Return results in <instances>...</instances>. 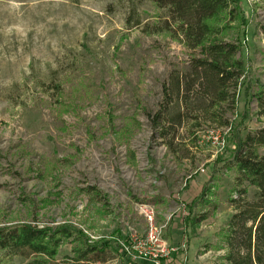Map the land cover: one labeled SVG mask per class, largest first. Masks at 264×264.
Here are the masks:
<instances>
[{"label":"rangeland","instance_id":"obj_1","mask_svg":"<svg viewBox=\"0 0 264 264\" xmlns=\"http://www.w3.org/2000/svg\"><path fill=\"white\" fill-rule=\"evenodd\" d=\"M261 2L242 0L244 33L224 38L238 39L245 66L235 109H223L231 127L187 121L168 127L170 144L150 117L172 101L164 85L196 53L147 33L166 9L148 0H0V228L71 223L90 239L119 240L97 264H149L119 246L146 234L152 211L174 248L166 264H229V200L245 190L250 202L255 192L237 181L230 135L264 125V95L253 98L264 92ZM25 263L0 252V264Z\"/></svg>","mask_w":264,"mask_h":264},{"label":"trees","instance_id":"obj_2","mask_svg":"<svg viewBox=\"0 0 264 264\" xmlns=\"http://www.w3.org/2000/svg\"><path fill=\"white\" fill-rule=\"evenodd\" d=\"M148 1L166 9L167 17L160 23L145 26L147 33L166 35L196 53L191 55L187 70L176 73L164 85V92L173 99L161 104L150 117L154 129L171 144L174 135L169 137L168 129L175 132L187 121L192 128L201 123H211L219 129L231 127L223 109H235L245 66L238 39L224 38L236 29L237 35L241 28V35L244 33L247 20L242 0ZM261 3L264 9V0ZM140 22L137 18L136 26ZM259 29L264 34V24ZM263 93L260 90L253 98L261 102ZM229 142L233 146L231 161L238 173L237 181L247 182L255 192L250 202L243 198L245 190L239 192L238 199L229 200L235 213L227 224L225 260L229 264H264V156L256 153V147L264 146V125L245 135L235 128ZM209 190L205 189L199 200L205 201ZM191 204L189 213L196 203ZM118 241L90 239L71 223L57 227L22 223L0 228V252L5 257L23 258L25 264L103 263L102 255L113 251L112 243L118 245ZM66 244L71 245L70 254L59 260V249Z\"/></svg>","mask_w":264,"mask_h":264},{"label":"built area","instance_id":"obj_3","mask_svg":"<svg viewBox=\"0 0 264 264\" xmlns=\"http://www.w3.org/2000/svg\"><path fill=\"white\" fill-rule=\"evenodd\" d=\"M144 215L148 222L146 234L140 238L135 233L130 234L129 245L120 244L122 253L131 260L144 258L149 264H166L174 248L169 247L161 237V228H156L153 221V212L146 211Z\"/></svg>","mask_w":264,"mask_h":264},{"label":"crops","instance_id":"obj_4","mask_svg":"<svg viewBox=\"0 0 264 264\" xmlns=\"http://www.w3.org/2000/svg\"><path fill=\"white\" fill-rule=\"evenodd\" d=\"M177 230H178L177 228H172V230H171L172 234L175 233V232H177ZM174 237H175V236L172 235V239H174ZM173 241H174L175 244H176L177 240H176V241L173 240ZM173 241H172V242H173ZM173 245H174V244H173ZM188 263H190V262H188ZM172 264H182V263H181L179 260L176 259V260L173 261ZM183 264H187V262H186V263H183Z\"/></svg>","mask_w":264,"mask_h":264}]
</instances>
